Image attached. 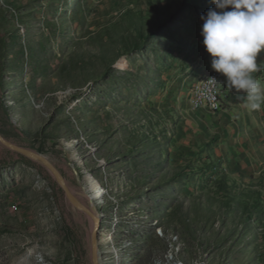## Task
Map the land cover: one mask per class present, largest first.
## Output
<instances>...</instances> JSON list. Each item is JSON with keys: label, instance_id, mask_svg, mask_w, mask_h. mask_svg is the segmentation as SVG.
I'll use <instances>...</instances> for the list:
<instances>
[{"label": "rangeland", "instance_id": "obj_1", "mask_svg": "<svg viewBox=\"0 0 264 264\" xmlns=\"http://www.w3.org/2000/svg\"><path fill=\"white\" fill-rule=\"evenodd\" d=\"M210 8L0 0V138L78 204L0 140V264H264V54L259 109L223 77L243 136L200 127Z\"/></svg>", "mask_w": 264, "mask_h": 264}, {"label": "clouds", "instance_id": "obj_2", "mask_svg": "<svg viewBox=\"0 0 264 264\" xmlns=\"http://www.w3.org/2000/svg\"><path fill=\"white\" fill-rule=\"evenodd\" d=\"M214 8L202 14L200 35L210 56V67L221 74L224 85L243 93L253 110L260 108L258 58L264 54V0H212ZM216 80V78H212Z\"/></svg>", "mask_w": 264, "mask_h": 264}, {"label": "bare ground", "instance_id": "obj_3", "mask_svg": "<svg viewBox=\"0 0 264 264\" xmlns=\"http://www.w3.org/2000/svg\"><path fill=\"white\" fill-rule=\"evenodd\" d=\"M212 78H216V80H213ZM222 81H223V76L219 73H216L215 71H211L208 74L204 75L202 79L194 86V88L191 90V107L193 111H200L202 108V101L203 104H210L211 101V92L210 88L214 91H212V101L215 103V107H208L206 109V113L211 114V115H216L221 113L224 110V96L222 97ZM226 96V95H225ZM35 155V154H34ZM90 190L93 191L94 197L97 199H100L102 196L101 190L99 189L98 185L94 183V181H90ZM99 197V198H98ZM95 222H99V218L97 215H94ZM101 236L104 237V241L106 242L105 239L111 240V234L106 235L103 232L98 233ZM99 237V236H98ZM103 239V238H102ZM96 241V238H94V241ZM99 246V245H98ZM96 263L100 264V261L98 258L96 259Z\"/></svg>", "mask_w": 264, "mask_h": 264}, {"label": "crops", "instance_id": "obj_4", "mask_svg": "<svg viewBox=\"0 0 264 264\" xmlns=\"http://www.w3.org/2000/svg\"><path fill=\"white\" fill-rule=\"evenodd\" d=\"M222 84H223V81H222ZM221 88H222V90H224L222 85H221ZM223 93H224V96L227 95V94H225V91H223ZM194 116L197 119H199V121L201 122V124H199L200 127H202V128L204 127L205 129H208V127H210V129L212 131H216V132H217V130H220L221 135L219 134V136H220L221 140H223V141L235 140L237 137L243 136V135H241L242 134L241 133V128H242L241 124L233 122L230 120V118H232V116L230 115L228 110L225 113L218 114L214 118H212L211 116L204 115L202 113H195ZM224 128H225V130H223Z\"/></svg>", "mask_w": 264, "mask_h": 264}, {"label": "water", "instance_id": "obj_5", "mask_svg": "<svg viewBox=\"0 0 264 264\" xmlns=\"http://www.w3.org/2000/svg\"><path fill=\"white\" fill-rule=\"evenodd\" d=\"M1 142L8 146V147H11L15 150H17L18 152L24 154V155H27V156H33V157H37L40 161H42L49 169L50 171L52 172V174L54 175V177L56 178L57 182L61 185L62 189L64 190L66 196L68 197V199L73 202L75 205H78L73 196L70 194L69 190L67 189V187L65 186V184L63 183V180L61 179L60 175L58 174V172L55 170V168H53V166L43 157V156H40V155H34L33 153L27 151V150H24V149H21V148H18L16 146H13L12 144L8 143L7 141L1 139ZM98 224V223H97Z\"/></svg>", "mask_w": 264, "mask_h": 264}, {"label": "built area", "instance_id": "obj_6", "mask_svg": "<svg viewBox=\"0 0 264 264\" xmlns=\"http://www.w3.org/2000/svg\"><path fill=\"white\" fill-rule=\"evenodd\" d=\"M209 90L211 92L210 104H203V101H202V108L200 109L201 113L204 115H206V109H208V107H215L216 108L214 101H212V91H214V90H212L211 88Z\"/></svg>", "mask_w": 264, "mask_h": 264}]
</instances>
